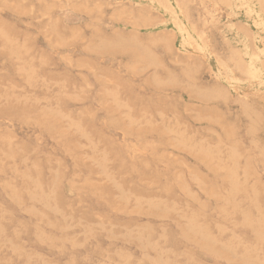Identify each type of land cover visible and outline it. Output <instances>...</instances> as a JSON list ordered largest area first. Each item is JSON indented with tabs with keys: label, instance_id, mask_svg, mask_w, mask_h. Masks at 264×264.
<instances>
[{
	"label": "rangeland",
	"instance_id": "rangeland-1",
	"mask_svg": "<svg viewBox=\"0 0 264 264\" xmlns=\"http://www.w3.org/2000/svg\"><path fill=\"white\" fill-rule=\"evenodd\" d=\"M0 264H264V0H0Z\"/></svg>",
	"mask_w": 264,
	"mask_h": 264
}]
</instances>
